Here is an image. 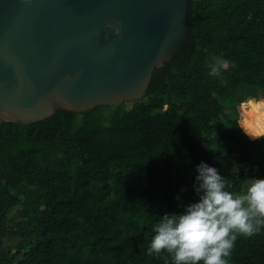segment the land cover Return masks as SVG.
Instances as JSON below:
<instances>
[{"label": "trees", "instance_id": "1", "mask_svg": "<svg viewBox=\"0 0 264 264\" xmlns=\"http://www.w3.org/2000/svg\"><path fill=\"white\" fill-rule=\"evenodd\" d=\"M192 5L143 99L2 124L0 264H264V0Z\"/></svg>", "mask_w": 264, "mask_h": 264}, {"label": "water", "instance_id": "2", "mask_svg": "<svg viewBox=\"0 0 264 264\" xmlns=\"http://www.w3.org/2000/svg\"><path fill=\"white\" fill-rule=\"evenodd\" d=\"M192 0H0V127L145 97Z\"/></svg>", "mask_w": 264, "mask_h": 264}, {"label": "rangeland", "instance_id": "3", "mask_svg": "<svg viewBox=\"0 0 264 264\" xmlns=\"http://www.w3.org/2000/svg\"><path fill=\"white\" fill-rule=\"evenodd\" d=\"M126 104H130V102H126ZM176 120L178 122L179 117ZM255 123L258 124L259 126H264L263 119L261 117L259 118L258 115H257V120L255 121ZM226 126H228V124H226ZM228 153L231 156H238V153L235 150H231ZM254 195L252 193H248V197L244 196L243 198H240L239 201L235 202L237 204L236 206L238 207L239 216L241 218H244V217L246 218V215H251L253 213V210L255 207V202H258L257 199L254 197ZM245 199H246V203L244 204V206H242V202ZM243 208H245V209H243Z\"/></svg>", "mask_w": 264, "mask_h": 264}, {"label": "bare ground", "instance_id": "4", "mask_svg": "<svg viewBox=\"0 0 264 264\" xmlns=\"http://www.w3.org/2000/svg\"><path fill=\"white\" fill-rule=\"evenodd\" d=\"M260 128L264 127V126H259ZM247 129L250 131V132H256V129L254 128V126L252 124H249L247 126Z\"/></svg>", "mask_w": 264, "mask_h": 264}]
</instances>
